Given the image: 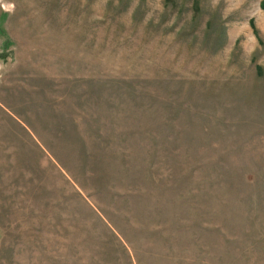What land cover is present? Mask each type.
<instances>
[{
    "label": "rangeland",
    "instance_id": "rangeland-1",
    "mask_svg": "<svg viewBox=\"0 0 264 264\" xmlns=\"http://www.w3.org/2000/svg\"><path fill=\"white\" fill-rule=\"evenodd\" d=\"M262 2L0 0V264H264Z\"/></svg>",
    "mask_w": 264,
    "mask_h": 264
},
{
    "label": "trees",
    "instance_id": "trees-1",
    "mask_svg": "<svg viewBox=\"0 0 264 264\" xmlns=\"http://www.w3.org/2000/svg\"><path fill=\"white\" fill-rule=\"evenodd\" d=\"M262 3H263V8H264V2H262ZM262 3H261V4H262Z\"/></svg>",
    "mask_w": 264,
    "mask_h": 264
}]
</instances>
